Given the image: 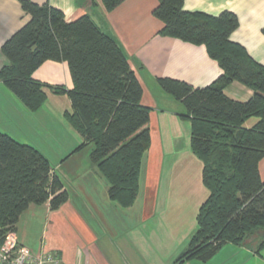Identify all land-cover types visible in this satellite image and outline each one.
I'll return each instance as SVG.
<instances>
[{
	"label": "trees",
	"instance_id": "1",
	"mask_svg": "<svg viewBox=\"0 0 264 264\" xmlns=\"http://www.w3.org/2000/svg\"><path fill=\"white\" fill-rule=\"evenodd\" d=\"M121 0H101L111 10ZM29 20L1 45L7 64L0 81L31 111L45 101L44 86L67 94L69 124L83 137L76 149L90 144L89 159L108 184V196L123 207L138 192L142 157L149 147V108L141 104L142 87L118 43L87 14L66 21L49 2L18 0ZM152 14L162 22L158 33L203 44L221 73L210 84L193 87L168 77L159 85L185 106L191 122L190 144L202 162L208 196L196 216L197 228L175 263L209 260L226 243L255 254L264 247V180L258 163L264 156V65L230 39L238 25L235 13L217 15L183 9V0H159ZM264 32V29H263ZM65 61L72 88L51 86L32 77L44 61ZM238 81L252 90L246 101L228 98L224 87ZM256 117L251 127L244 121ZM36 147L0 131V243L15 232L30 204L51 210L67 200L60 178Z\"/></svg>",
	"mask_w": 264,
	"mask_h": 264
},
{
	"label": "crops",
	"instance_id": "2",
	"mask_svg": "<svg viewBox=\"0 0 264 264\" xmlns=\"http://www.w3.org/2000/svg\"><path fill=\"white\" fill-rule=\"evenodd\" d=\"M49 2L66 21L87 14L118 43L142 87L141 104L149 108V147L142 157L139 187L126 207L108 196V184L89 159L90 144L75 148L83 137L69 124L67 94L44 86L45 101L31 111L0 81V131L40 150L68 193L51 210L30 204L19 216L15 235L33 253L56 251L63 264H264V247L223 244L207 261L175 263L197 228L196 216L208 196L202 162L191 150V122L185 106L158 83L168 77L202 87L221 73L203 44L158 33L162 22L152 14L159 0H121L106 10L101 0H31ZM183 9L217 15L229 10L238 18L230 39L264 65V0H183ZM29 15L18 0H0V68L8 60L2 43ZM32 77L51 86L72 88L65 61L46 60ZM231 99L246 101L252 90L238 81L224 89ZM256 117L243 123L251 127ZM264 180V156L258 163ZM36 239V244L35 238ZM38 240V241H37Z\"/></svg>",
	"mask_w": 264,
	"mask_h": 264
},
{
	"label": "built area",
	"instance_id": "3",
	"mask_svg": "<svg viewBox=\"0 0 264 264\" xmlns=\"http://www.w3.org/2000/svg\"><path fill=\"white\" fill-rule=\"evenodd\" d=\"M0 264H63L56 251L33 253L21 244L15 232H8L0 243Z\"/></svg>",
	"mask_w": 264,
	"mask_h": 264
},
{
	"label": "rangeland",
	"instance_id": "4",
	"mask_svg": "<svg viewBox=\"0 0 264 264\" xmlns=\"http://www.w3.org/2000/svg\"><path fill=\"white\" fill-rule=\"evenodd\" d=\"M37 237L38 236H36V238H35V242H34V244H36V239H37ZM38 241V240H37ZM257 243V240L256 239H254V238H246L245 239V242H244V244L243 245H255ZM30 247V246H29Z\"/></svg>",
	"mask_w": 264,
	"mask_h": 264
}]
</instances>
